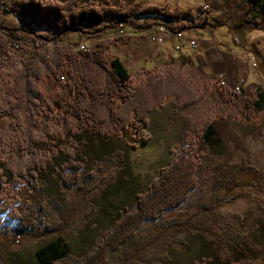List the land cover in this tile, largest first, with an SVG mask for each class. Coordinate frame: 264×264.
<instances>
[{"label": "rangeland", "instance_id": "1", "mask_svg": "<svg viewBox=\"0 0 264 264\" xmlns=\"http://www.w3.org/2000/svg\"><path fill=\"white\" fill-rule=\"evenodd\" d=\"M30 1L0 0V25L52 37L54 34L33 26L24 17L29 10L23 12L14 4ZM70 1L76 7L90 3L95 9L110 7L122 11L134 3H158L156 6L171 11L200 7L204 13L195 25L207 20L206 29L212 32L221 24L239 29L238 25L247 17L244 28L251 30L249 42L242 48L233 44L236 53H243L240 62L247 66L243 101L236 107L229 105V98L220 88L219 76L213 79V84L220 88V96L213 100L206 84L171 72L180 75L186 91L195 97L199 113L213 122L216 129L210 143L196 140L197 187L177 208L156 221L144 222L128 243L109 254L106 264H262L264 192L247 187L227 194L218 191L214 181L220 166L233 163L244 162L264 172L262 114L252 109L257 88L264 86V74L259 70L260 67L264 71V23H257L245 14L230 16L227 12L229 16L223 19L212 16L207 2L171 6V0ZM11 8L18 11L9 14ZM113 25V18H105L95 26L78 23L82 37L71 36L72 41H79L77 47L48 43L36 48L23 32L15 40L0 30V68L20 60L39 67L41 60L52 57L49 66L54 69L56 64L63 63L76 71L79 62L87 61L100 48L105 52L107 69L114 57L123 58L131 74L127 87L108 91V107L115 109L122 104V91L133 90L147 76L161 74L134 68V58L129 57L136 39L152 42L150 38L155 31L150 30L151 26L142 20H129L122 35ZM169 28L182 31L181 25L171 24ZM194 29L202 30L198 25ZM223 33L227 34L225 28L219 30L215 39L220 42ZM22 38L31 41L30 44ZM239 82L232 87L241 85ZM80 84L77 72L72 90L63 87L54 75L43 74L38 82L41 95L33 105L21 108L17 117L9 113L0 115V141L4 147L0 157V179L3 178L0 190L9 205V214L0 216V264H40L36 251L57 239L65 242L68 249L58 264H78L127 211L135 209L138 196L146 193L160 171L178 157L187 121L176 114L174 97L164 99L162 106L150 113L146 127L148 141L142 142L133 123L118 133L112 131L103 111L96 120L85 111L74 120L71 107L80 97ZM232 110L235 115L229 114ZM31 209L36 215L32 228H24L13 219Z\"/></svg>", "mask_w": 264, "mask_h": 264}, {"label": "trees", "instance_id": "2", "mask_svg": "<svg viewBox=\"0 0 264 264\" xmlns=\"http://www.w3.org/2000/svg\"><path fill=\"white\" fill-rule=\"evenodd\" d=\"M14 4L20 6L23 12L30 11L24 17L28 18L33 26L54 35L48 38L27 32L26 29H19L20 31H18L16 28H7L1 25L0 30L7 34L10 39L15 40L19 39L18 34L23 32L29 36V40L36 48L44 47L48 43L61 47L74 44L77 47L80 44L79 41H72L71 36L77 34L82 37L83 31L77 27L78 23L95 26L105 18L114 19L115 31H118V26L127 29L129 20H142L148 27L153 25L165 27L171 24L181 25V32L195 31L194 27L197 25L200 29L205 30L206 25H208L207 20L195 25L197 20L202 18L200 14L204 13L200 7L196 9L175 8L171 11V9L156 5L134 3L122 11L110 7L95 9L91 7L90 3L76 7L70 0L64 3L31 0L24 5L22 3ZM244 4L246 7L245 16H252L257 23L264 21V0H247ZM16 10L18 11V9L13 10L11 8L9 14H14ZM243 20L247 22V17ZM244 22L238 26L243 27ZM214 26L216 27V25H212V27ZM208 33H212V31L208 30ZM22 40L27 45L31 42L25 38ZM98 47L99 45H97ZM104 53V50L100 48L94 50L87 61L79 62L76 71L63 63L56 64L54 69V67L49 66L52 57L50 60H41L39 67L33 63L20 60L12 65H2L0 68V115L9 113L17 117L21 108L33 105V102L41 95L38 82L43 74L54 75L63 87H69L72 90L74 73L77 72L81 84L80 97L71 107L74 120L79 119V114L83 111L87 112L91 119L96 120L98 113L100 116L101 111H103L107 118L106 124L113 129L112 131L118 133L122 128L133 123L137 137L142 142H147L146 127L149 124L150 113L158 110L164 99L174 97L176 114L187 121V129L177 159L160 171L159 175L151 182L147 192L138 196L135 209L127 211L114 227L102 236L98 246L78 264H106L109 254L128 243L144 222L156 221L165 212L181 205L198 184L196 178L197 163L194 156L196 140L202 139L206 143H210L216 134L213 122L203 118L199 113L195 97L186 91L185 83L180 75H173L171 72H167L165 75L147 76L144 81L137 83L133 90L122 91V104L115 109H109V102L107 101L109 89L116 87L120 90V87H127L130 83L131 74L118 57L111 60V68L107 69ZM69 56L77 62L74 54L70 53ZM259 70L264 74L262 68L259 67ZM240 86L244 90V85L241 84ZM243 97H228L229 105L233 108L236 107L243 101ZM252 109L262 114V127L264 129V86L257 88ZM229 114L235 115V112L232 110L229 111ZM3 148L0 141V157ZM2 179L1 177L0 188L2 187ZM214 185L218 191H224L227 194L247 187L264 192V172L244 162L220 166L215 176ZM5 213L9 214V205L2 198V191L0 190V216ZM35 217L36 215L31 209L23 214L15 215L13 219L24 228H32ZM67 253L68 249L65 242L57 239L41 246L35 254L40 264H58ZM194 264H202V262H195ZM262 264H264V259Z\"/></svg>", "mask_w": 264, "mask_h": 264}, {"label": "crops", "instance_id": "3", "mask_svg": "<svg viewBox=\"0 0 264 264\" xmlns=\"http://www.w3.org/2000/svg\"><path fill=\"white\" fill-rule=\"evenodd\" d=\"M88 1L89 0H83V2ZM246 1L247 0H171V6H194L195 3L201 5L207 2L210 4L212 16H218L223 19L235 13L239 16H243L246 13V7L244 6ZM154 4L160 5L158 3ZM227 12H229V15ZM262 23H264V21ZM169 26L171 25H168V27ZM159 27L161 26L153 25L150 27V30L158 33L159 31H157V29ZM221 28H225L227 34H221L223 37L219 42L215 39V35L218 34ZM238 28L239 29L233 28L229 24H221L218 28L216 27L212 33H208L207 29L191 32L183 31L187 38H193L197 41L198 47L196 50L190 48L187 40L185 42H180L174 35L167 37L158 44L152 42L149 44L147 39L139 38L134 41L132 50L129 52V57L134 58V68L140 71L160 73L161 75L176 71L184 78L188 77L202 84H206L207 87H209L211 98L216 100V98L220 96V88L213 84V79L215 77L223 75L230 86L238 81H240V84L246 82V78L244 77L246 75L247 66L241 63L239 59L243 53H236L233 44L238 48L240 46V48H242V45H247L251 37V30L244 28V26ZM176 47H179V49L177 50ZM252 58H254V56ZM119 59L129 71V67L126 65L125 60L123 58Z\"/></svg>", "mask_w": 264, "mask_h": 264}, {"label": "built area", "instance_id": "4", "mask_svg": "<svg viewBox=\"0 0 264 264\" xmlns=\"http://www.w3.org/2000/svg\"><path fill=\"white\" fill-rule=\"evenodd\" d=\"M203 8L206 10L208 7L207 5H205ZM122 29H123L122 26H118V30H122ZM157 31H161V39H152V35H151L150 39L154 43H161L167 37L174 35L180 42H185L187 40L192 50H196L198 47V43L195 39L187 38L185 34L181 31H173L171 28L164 26L159 27ZM176 49L178 50L179 47H176ZM82 50L84 52H87V49L84 46H82ZM252 63L254 66L256 65L255 58H252ZM219 84L221 86L220 88L224 90V93L229 98H241L244 96V92L240 85H236L233 87L228 85V83L226 82V80L222 75L219 76Z\"/></svg>", "mask_w": 264, "mask_h": 264}, {"label": "bare ground", "instance_id": "5", "mask_svg": "<svg viewBox=\"0 0 264 264\" xmlns=\"http://www.w3.org/2000/svg\"><path fill=\"white\" fill-rule=\"evenodd\" d=\"M119 33L123 35L124 34L123 29L122 30H119ZM152 39H161V31H159L158 33H154L152 35Z\"/></svg>", "mask_w": 264, "mask_h": 264}]
</instances>
